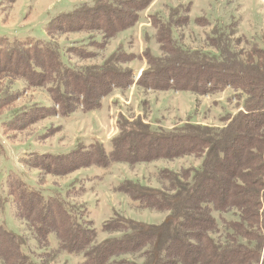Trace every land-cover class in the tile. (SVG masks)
<instances>
[{"label": "trees", "instance_id": "trees-1", "mask_svg": "<svg viewBox=\"0 0 264 264\" xmlns=\"http://www.w3.org/2000/svg\"><path fill=\"white\" fill-rule=\"evenodd\" d=\"M151 3L83 2L48 18L43 40L0 39V78L21 77L27 86L44 89L58 106V112L52 105L37 103L14 108L0 116L1 131L3 127L21 129L56 113L67 117L79 107L83 111L99 108L113 88L124 90L132 84L195 95L229 85L243 110L227 114L223 126L185 121L167 129L153 127L139 115L119 114L110 152L97 139L87 144L78 139L63 153L28 154L22 162L37 169L36 183L30 185L21 174L7 172L0 210L3 203L12 206L15 217L43 251L32 257L24 249L25 237L0 222V264H50L60 252L80 255L79 264H264V35L258 45L236 36L234 17L223 24L199 16L194 22L210 27L204 44L211 50L185 47L182 34L175 33L188 25L191 2L178 3L169 6L166 15L146 16L154 30L151 39L157 54L145 46L138 55L120 42L99 63L76 66L67 61L71 55L94 58L95 50L137 24ZM73 32H83L85 38L62 50L55 35ZM242 42L248 47L239 48ZM135 59L143 62L136 80L129 65ZM17 91L1 90L0 104L7 105L20 94ZM187 155L200 163L159 170L156 186L124 180L116 187L137 207L166 213L163 220L149 224L115 212L102 224L109 236L101 241H96L85 205L72 201L74 183L65 189H46L47 193L40 183L48 173L64 175L89 166L107 168L112 162L134 165ZM49 233L57 240L54 249Z\"/></svg>", "mask_w": 264, "mask_h": 264}, {"label": "rangeland", "instance_id": "rangeland-1", "mask_svg": "<svg viewBox=\"0 0 264 264\" xmlns=\"http://www.w3.org/2000/svg\"><path fill=\"white\" fill-rule=\"evenodd\" d=\"M91 1L0 0V39L43 40L46 38L44 27L48 18L69 11L79 3ZM188 2H191L188 25L184 30H176L175 33L176 36L179 33L182 34L181 42L185 47L211 50L204 44V34L210 27L195 24L194 19L199 16L205 17L210 23L218 21L223 24L230 22L231 17H234L237 20L236 36L242 35L248 41L256 42L258 45L262 43L264 0H152L148 9L141 13L137 24L110 39L102 50H95L94 58L79 59L76 55H71V59L68 60L63 58L69 63H75L76 66L99 63L114 51L120 42H124L129 51L138 55L145 46L149 47L151 53L157 54V46L151 39L154 30L147 24L146 16L152 13L166 15L169 6ZM144 35L148 37V41L144 40ZM55 38L57 44L64 50L67 46H73L84 39L85 33H57ZM129 38L132 39L131 45L128 44ZM241 46L248 47L244 42L239 48ZM129 65L133 67L136 77L143 62L135 59ZM3 89H7L6 94L15 89L20 90L17 91L20 94L10 100L7 105L0 104V116L8 114L14 108L32 103L45 107L52 105L58 112V106L51 103L44 89L27 86L26 81L21 77H17L15 81L1 77L0 91ZM237 104V97L229 85L210 93L195 95L189 91L172 89L145 90L132 84L124 90L113 88L109 95L101 99L99 108L83 111L79 107L67 117H61L58 113L48 115L21 129L8 130L3 127L2 131L0 129V140L3 146V154L0 155V196H6L3 180L9 171L21 174L30 185H35L38 178L37 169L28 168L22 162L28 154L63 153L72 148L78 139L86 144L97 139L103 144L105 150L110 152V138L118 132L119 114L127 117L139 115L143 122H148L153 127L166 129L185 121L223 126L225 124L223 119L227 114L243 110ZM48 129L51 131L45 133ZM39 134L44 135L38 138ZM199 163V158L188 155L174 160L157 159L134 165L112 162L107 168L89 166L64 175L43 174L40 183L45 193L54 187L65 189L70 183H74L72 201L85 205L87 217L93 222L96 230V241H101L109 236L102 230V224L115 212L127 219L149 224H159L165 217L164 212L137 207V202L116 189L121 181L134 180L156 186L159 184L156 177L159 170L163 168L178 170L181 167L197 166ZM0 222L8 230L25 237L27 250L24 249L32 257L43 251L37 248L35 240L26 230L24 223L15 217L14 208L8 203L2 204ZM47 238L50 248L54 249L57 246L54 233H49ZM81 260L80 255L60 252L50 264H79Z\"/></svg>", "mask_w": 264, "mask_h": 264}, {"label": "built area", "instance_id": "built-area-1", "mask_svg": "<svg viewBox=\"0 0 264 264\" xmlns=\"http://www.w3.org/2000/svg\"><path fill=\"white\" fill-rule=\"evenodd\" d=\"M140 71V70H139ZM139 77V72H138V74H137V76L135 77V79H137Z\"/></svg>", "mask_w": 264, "mask_h": 264}, {"label": "crops", "instance_id": "crops-1", "mask_svg": "<svg viewBox=\"0 0 264 264\" xmlns=\"http://www.w3.org/2000/svg\"><path fill=\"white\" fill-rule=\"evenodd\" d=\"M147 24H148V23H147ZM141 68H143V66H142Z\"/></svg>", "mask_w": 264, "mask_h": 264}]
</instances>
